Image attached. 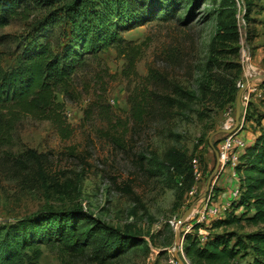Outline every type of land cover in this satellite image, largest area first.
Listing matches in <instances>:
<instances>
[{"label": "rangeland", "instance_id": "obj_1", "mask_svg": "<svg viewBox=\"0 0 264 264\" xmlns=\"http://www.w3.org/2000/svg\"><path fill=\"white\" fill-rule=\"evenodd\" d=\"M234 2L228 5L223 0H198L189 10L178 11L182 22L177 18L150 21L123 31L126 43L88 55L86 64L72 79L70 92L58 94L71 126L68 137H63L50 120L23 116L10 143L0 148V155L5 151L21 153L27 148L46 153L48 175L72 186L41 187L23 182L0 161V223L40 211L81 206L108 226L123 231L130 226L131 233L148 246V250H133L109 264H180L177 257L189 264L184 244L179 242L176 247L179 223L175 227L171 220L180 222L200 196L209 194L208 179L217 175L208 163L213 151L211 135L218 129L244 130L241 135L251 144L264 127V118L258 122L246 117L247 110L264 116L261 97L254 95L244 103L242 96L238 122L236 102L218 109L203 98L201 85L210 83L211 69L223 73L225 62L237 61L231 53L214 54L211 49L214 37L226 27L237 28L240 34L238 60L243 73L238 86L241 88L251 76L249 65L256 73L264 72V0ZM44 15V9H36L0 27V58L11 62L34 20ZM56 36L52 37L54 42ZM174 84L192 92L196 99L187 109L174 108L166 113L156 107L153 92L169 91ZM136 109L143 114L142 119ZM225 134L214 136V147ZM172 146L185 150L192 162H200L204 177L195 196L189 197V190L182 191L163 162L165 151ZM218 192L216 187L212 191L215 202ZM202 198L182 223L180 238L188 233L205 232L208 236L206 226L211 222L197 220L198 213L205 209ZM262 226L242 220L228 230L245 234ZM42 250L39 259L27 256L24 264H92L86 255L74 258L58 247L43 246ZM238 260L248 264L252 255Z\"/></svg>", "mask_w": 264, "mask_h": 264}, {"label": "trees", "instance_id": "obj_2", "mask_svg": "<svg viewBox=\"0 0 264 264\" xmlns=\"http://www.w3.org/2000/svg\"><path fill=\"white\" fill-rule=\"evenodd\" d=\"M223 1L235 4L234 0ZM194 2L198 0H0V27L23 13L45 10L43 17L34 20L12 61L0 58V148L10 143L12 132L26 115L50 120L63 137H68L71 126L58 94L70 92L72 79L86 64L88 55L126 43L123 31L150 21L177 18L182 22L178 11L189 10ZM54 34H57L55 42ZM239 41L238 29L226 27L212 42L214 54L231 53L237 60L225 62L223 73L212 68L210 83L201 85L207 104L218 109L236 102L243 73L238 60ZM153 98L156 107L166 113L174 108L187 109L196 99L179 84L169 91L153 92ZM137 111L142 119L143 114ZM256 115L247 110L249 120L261 122L264 116ZM0 161L9 165V170L15 171L23 182L41 187L72 186L71 182L54 181L48 175L47 154L33 148L21 153L5 151ZM163 162L177 178L182 191L194 185L192 160L185 150L176 146L168 148ZM236 171L241 193L226 215L206 226L209 232L204 241L196 234L186 235L183 250L189 264H242L238 258L249 254L252 260L248 264H264V127L241 154ZM238 211L241 214L237 215ZM242 220L263 226L245 234L228 230ZM128 228L123 231L108 226L81 206L40 211L14 222L0 223V264H24L27 256L39 259L43 246L58 247L74 258L86 255L92 264L116 263L133 250L142 247L148 250L145 240Z\"/></svg>", "mask_w": 264, "mask_h": 264}, {"label": "built area", "instance_id": "obj_3", "mask_svg": "<svg viewBox=\"0 0 264 264\" xmlns=\"http://www.w3.org/2000/svg\"><path fill=\"white\" fill-rule=\"evenodd\" d=\"M254 95L264 99V80H260V82H258L257 84L253 83V85H249L247 91L243 95L244 103H248L250 98ZM247 146L248 140H246V138L239 132H236V129H232L231 132H228L219 139L216 148L219 154L220 166L222 167V169L230 168V178L233 182L235 180L236 184L232 186L229 200L223 203H218L217 201L215 202V199L212 197V191L216 187V182L219 179V176L215 175L208 189L209 194L202 198V201H204L205 204V209L198 213L200 214L197 218L198 221L211 222V219L213 220L215 218L224 217L226 215L227 209L232 206L233 201L239 198L241 193L240 177L236 171V166L239 164L240 156ZM192 166L194 170L195 183L188 191L189 197L196 195L204 177L200 162L197 159L193 160ZM178 223L179 222L177 220H171V224L175 227L178 226ZM190 228L191 225H189L187 229ZM206 235L207 234L204 232L199 234L198 237L201 239V241H204L206 239ZM184 239L185 236H181L179 241L182 246L184 244Z\"/></svg>", "mask_w": 264, "mask_h": 264}, {"label": "water", "instance_id": "obj_4", "mask_svg": "<svg viewBox=\"0 0 264 264\" xmlns=\"http://www.w3.org/2000/svg\"><path fill=\"white\" fill-rule=\"evenodd\" d=\"M264 80V72H258V73H254V74H251V76L245 81L243 82V84L241 85V88L237 94V98H236V121L238 122L239 120V117H240V112H241V106H242V96L244 94V92L247 90L249 84L255 80ZM232 131L231 129H218L217 131H215L211 137H210V145L212 146L214 152H215V155H216V158L218 159V162L220 163V160H219V154H218V150L216 147H214L213 143H212V140L214 138V136L218 135L219 133H228ZM211 181H212V177H210L208 179V183H207V189H209L210 185H211ZM205 194H203L202 196H200L194 203L193 205L191 206V208L188 210V212L185 213L184 217L181 218L180 222H179V230L177 231V234H176V247L179 245V239H180V227L182 225V223H184L188 216L190 215V213L193 211L194 209V206L196 204L197 201H199ZM178 258V261L180 264H186L181 258L177 257Z\"/></svg>", "mask_w": 264, "mask_h": 264}, {"label": "crops", "instance_id": "obj_5", "mask_svg": "<svg viewBox=\"0 0 264 264\" xmlns=\"http://www.w3.org/2000/svg\"><path fill=\"white\" fill-rule=\"evenodd\" d=\"M244 130H242L240 132V134H243ZM250 140L248 139V143ZM211 156H210V161L208 162L210 164L209 167H214V170L212 173H215L219 176V179L217 180V184H216V188L219 189L218 192V197L217 200L218 203H223L226 202L227 200L230 199V193H231V189H232V184L233 181L230 178V168L227 169H222V167L220 166V163L218 162V159L216 158L215 152L214 150L210 152ZM229 173V174H228ZM226 174H228L227 177ZM208 183V182H207ZM207 189V186H206Z\"/></svg>", "mask_w": 264, "mask_h": 264}, {"label": "bare ground", "instance_id": "obj_6", "mask_svg": "<svg viewBox=\"0 0 264 264\" xmlns=\"http://www.w3.org/2000/svg\"><path fill=\"white\" fill-rule=\"evenodd\" d=\"M249 74H254V73H256V71H255V68L252 66V65H249ZM258 73V72H257Z\"/></svg>", "mask_w": 264, "mask_h": 264}]
</instances>
